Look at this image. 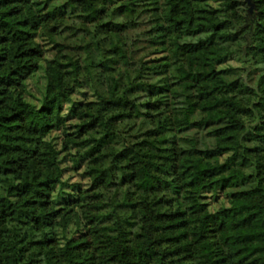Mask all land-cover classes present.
<instances>
[{
    "label": "trees",
    "instance_id": "trees-1",
    "mask_svg": "<svg viewBox=\"0 0 264 264\" xmlns=\"http://www.w3.org/2000/svg\"><path fill=\"white\" fill-rule=\"evenodd\" d=\"M94 236L264 264V0H0V264H100L70 253Z\"/></svg>",
    "mask_w": 264,
    "mask_h": 264
},
{
    "label": "rangeland",
    "instance_id": "rangeland-1",
    "mask_svg": "<svg viewBox=\"0 0 264 264\" xmlns=\"http://www.w3.org/2000/svg\"><path fill=\"white\" fill-rule=\"evenodd\" d=\"M180 16L182 15L181 13L179 14ZM214 47L216 50L224 53L227 51V46L222 43L219 40H215L214 42ZM233 64L237 65L235 61L232 62ZM199 86L202 87H207L212 82H202L198 81L197 82ZM165 119V118H164ZM156 124H160V120H157ZM152 152L153 153H158L157 149L155 147H152ZM169 155V153H167ZM171 155V154H170ZM135 159V157H132ZM168 161H164L163 165H167ZM129 173L131 175H134V182L136 185L137 190L140 193L146 192L148 189H150V186L152 185V181L158 177L159 172L157 171V168L148 165L146 169L144 170H137L133 171L132 169L129 170ZM66 178L69 179L71 183L78 182V181H83L82 178H80L76 173H67ZM83 183H86V180L83 181ZM178 221L179 220H168V219H163L161 221V226L164 228V233L169 234H178L181 232V229L178 226ZM84 238L77 239V241L73 242L71 244V255L77 259V260H96L98 259L100 264H106L105 262V255L109 252H112L114 250V242L111 239L107 238H100L98 236H94L93 242L91 245L88 246L87 250L81 251V249L84 247ZM95 250V251H94ZM51 257L52 261H61V262H66L68 259V256L63 252V250L57 249L53 250L51 252Z\"/></svg>",
    "mask_w": 264,
    "mask_h": 264
}]
</instances>
